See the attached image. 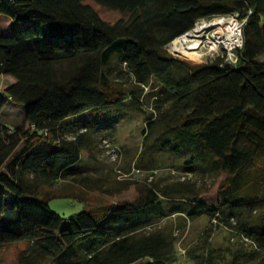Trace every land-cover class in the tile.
Wrapping results in <instances>:
<instances>
[{
  "label": "trees",
  "instance_id": "1",
  "mask_svg": "<svg viewBox=\"0 0 264 264\" xmlns=\"http://www.w3.org/2000/svg\"><path fill=\"white\" fill-rule=\"evenodd\" d=\"M112 11L113 22L103 16ZM232 13L245 19L236 61L194 63L166 49L198 20ZM263 52L264 0H0V75L14 80L0 113L9 102L24 108L13 130L0 124V246L25 241L19 264H173L174 237L155 225L164 199L179 196L187 216L206 213L249 243L222 251L206 238L194 264H219L225 252L227 264H264ZM125 75L128 87L114 84ZM146 87L143 145L152 137L188 152L185 164L224 174L217 204L145 183L132 200L63 218L49 203L70 194L55 183L76 179L90 132L147 104Z\"/></svg>",
  "mask_w": 264,
  "mask_h": 264
},
{
  "label": "rangeland",
  "instance_id": "2",
  "mask_svg": "<svg viewBox=\"0 0 264 264\" xmlns=\"http://www.w3.org/2000/svg\"><path fill=\"white\" fill-rule=\"evenodd\" d=\"M229 15L228 17H231L232 14ZM103 16L113 22L121 14L112 11L104 12ZM213 17L198 20L195 27L209 22ZM3 23L4 30H8V22L4 20ZM214 32L205 31L203 35L212 37ZM166 49L172 55L194 63L212 60L209 53L203 60L194 61L176 54L169 49V45ZM259 57L264 59V52ZM12 81H14L12 77L0 75V91ZM113 82L128 87L133 80L125 75L116 77ZM148 92L149 89L146 87L147 104L141 108L124 109L114 128L92 130L86 147L82 149L80 165L74 174L72 173L76 179L69 176L55 183L52 190L70 194L54 197L49 203L50 207L63 218L83 208H96L122 199L132 200L137 196L136 185L145 183L156 188L166 185L177 186L183 192L197 194L201 204L209 207L217 204L218 187L225 178L224 174L211 172L195 164H185L189 157L188 152L172 154L159 149L152 145L154 140L152 137L143 145L145 120L151 110L149 106L151 97ZM23 116L24 108L9 102L0 113V124H7L13 130L21 124ZM82 176L88 178L87 184L81 182ZM174 199H164L163 204L167 213L165 212L166 214L158 219L155 225L157 229L164 230L174 237L176 254L173 264H194L193 255L204 248L203 242L206 238L209 247L222 251L225 248L239 247L241 244L249 247V243L243 241L237 233L227 227L216 225V221L206 213L201 212L194 217L187 216L183 211L185 201L179 199V196ZM25 246V241L0 246V264H19L18 253ZM225 253L224 261L219 264H227L230 261L231 255ZM135 264H144V261Z\"/></svg>",
  "mask_w": 264,
  "mask_h": 264
},
{
  "label": "bare ground",
  "instance_id": "3",
  "mask_svg": "<svg viewBox=\"0 0 264 264\" xmlns=\"http://www.w3.org/2000/svg\"><path fill=\"white\" fill-rule=\"evenodd\" d=\"M236 21L225 15L214 16L209 22L198 25L193 30L174 39L172 46L176 54L189 60L201 61L204 56L216 48L217 41L225 42L232 48L237 40ZM215 31L214 35L205 36L203 32ZM206 43L208 48L199 50Z\"/></svg>",
  "mask_w": 264,
  "mask_h": 264
},
{
  "label": "built area",
  "instance_id": "4",
  "mask_svg": "<svg viewBox=\"0 0 264 264\" xmlns=\"http://www.w3.org/2000/svg\"><path fill=\"white\" fill-rule=\"evenodd\" d=\"M225 16L228 17L230 15H225ZM231 18L235 19V21H236L237 40H236V42H235V44H234V46L232 48H229L227 46V44H225V42L217 41L216 48L209 53L211 55V57H212L211 59H213V58H215L217 56H222V57H224L225 61H236L237 60V54L235 52V49L242 47V44H243L242 26H243V24L245 22V19H242L240 21L241 17L239 16V13H232ZM188 32L189 31H187L186 33H188ZM204 32H203V34H204ZM186 33H184V34H186ZM173 41L174 40H172L168 45H169V49L171 48L172 51L175 52L174 51V47L172 46ZM207 48H208V45L206 43H202L199 46V50H205Z\"/></svg>",
  "mask_w": 264,
  "mask_h": 264
},
{
  "label": "crops",
  "instance_id": "5",
  "mask_svg": "<svg viewBox=\"0 0 264 264\" xmlns=\"http://www.w3.org/2000/svg\"><path fill=\"white\" fill-rule=\"evenodd\" d=\"M81 159H82V157H81ZM78 165H80V163Z\"/></svg>",
  "mask_w": 264,
  "mask_h": 264
},
{
  "label": "water",
  "instance_id": "6",
  "mask_svg": "<svg viewBox=\"0 0 264 264\" xmlns=\"http://www.w3.org/2000/svg\"><path fill=\"white\" fill-rule=\"evenodd\" d=\"M214 16H216V15H214Z\"/></svg>",
  "mask_w": 264,
  "mask_h": 264
}]
</instances>
